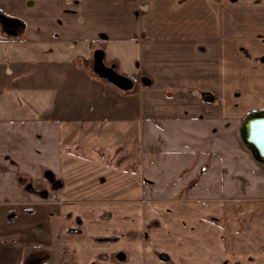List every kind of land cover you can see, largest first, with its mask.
Listing matches in <instances>:
<instances>
[{
    "label": "crops",
    "instance_id": "crops-1",
    "mask_svg": "<svg viewBox=\"0 0 264 264\" xmlns=\"http://www.w3.org/2000/svg\"><path fill=\"white\" fill-rule=\"evenodd\" d=\"M259 113L264 0H0V264H264Z\"/></svg>",
    "mask_w": 264,
    "mask_h": 264
},
{
    "label": "water",
    "instance_id": "water-1",
    "mask_svg": "<svg viewBox=\"0 0 264 264\" xmlns=\"http://www.w3.org/2000/svg\"><path fill=\"white\" fill-rule=\"evenodd\" d=\"M97 70L119 86H130L129 79L106 67L102 59H99ZM242 133L244 142L252 149L255 157L264 161V113L254 114L249 117L243 125ZM41 196L47 197V192H42Z\"/></svg>",
    "mask_w": 264,
    "mask_h": 264
},
{
    "label": "rangeland",
    "instance_id": "rangeland-1",
    "mask_svg": "<svg viewBox=\"0 0 264 264\" xmlns=\"http://www.w3.org/2000/svg\"><path fill=\"white\" fill-rule=\"evenodd\" d=\"M127 160V159H126ZM118 163H124L125 162V157H120L117 159ZM41 195V194H40ZM255 214H251V215H245V216H241L238 217V222L235 224H231L234 227L235 233L236 234H242V235H246V236H242L241 239H239V243L240 244H245L247 242V236H251L255 233H258L262 228V230L264 231V225H260L257 224V222H261L259 219H255ZM211 222V219H214L213 222H215L216 224L222 225V219L221 218H208ZM158 223L157 222H153V223H149V225H147V230L152 228L153 226H157ZM232 227H230L231 229ZM251 248V247H250ZM250 248H248V250H251Z\"/></svg>",
    "mask_w": 264,
    "mask_h": 264
}]
</instances>
